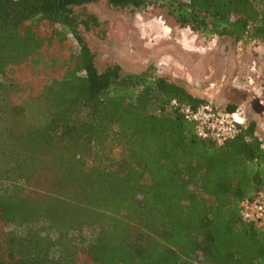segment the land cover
<instances>
[{
	"label": "trees",
	"instance_id": "1",
	"mask_svg": "<svg viewBox=\"0 0 264 264\" xmlns=\"http://www.w3.org/2000/svg\"><path fill=\"white\" fill-rule=\"evenodd\" d=\"M98 1L264 43V0H0V264H264V221L240 215L264 183L255 122L201 138L182 108L202 98L98 71L72 10Z\"/></svg>",
	"mask_w": 264,
	"mask_h": 264
},
{
	"label": "rangeland",
	"instance_id": "2",
	"mask_svg": "<svg viewBox=\"0 0 264 264\" xmlns=\"http://www.w3.org/2000/svg\"><path fill=\"white\" fill-rule=\"evenodd\" d=\"M72 10L98 71L118 65L137 73L151 66L206 104L220 110L233 105L243 124L255 122L264 145V43L244 47L227 37L203 38L158 5L133 11L98 1ZM109 153L117 158L119 150Z\"/></svg>",
	"mask_w": 264,
	"mask_h": 264
},
{
	"label": "built area",
	"instance_id": "3",
	"mask_svg": "<svg viewBox=\"0 0 264 264\" xmlns=\"http://www.w3.org/2000/svg\"><path fill=\"white\" fill-rule=\"evenodd\" d=\"M172 104L176 105L175 101ZM182 113L193 122L199 137L210 138L218 143L233 138L243 125V119L237 112H225L209 104L196 108L184 107ZM240 215L246 221H264V183L257 194L240 202Z\"/></svg>",
	"mask_w": 264,
	"mask_h": 264
},
{
	"label": "crops",
	"instance_id": "4",
	"mask_svg": "<svg viewBox=\"0 0 264 264\" xmlns=\"http://www.w3.org/2000/svg\"><path fill=\"white\" fill-rule=\"evenodd\" d=\"M264 146V145H263Z\"/></svg>",
	"mask_w": 264,
	"mask_h": 264
}]
</instances>
